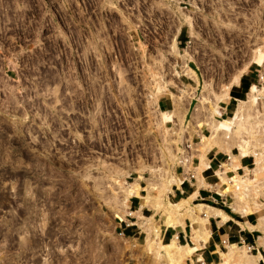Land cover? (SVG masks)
Instances as JSON below:
<instances>
[{
    "label": "rangeland",
    "instance_id": "374dc122",
    "mask_svg": "<svg viewBox=\"0 0 264 264\" xmlns=\"http://www.w3.org/2000/svg\"><path fill=\"white\" fill-rule=\"evenodd\" d=\"M211 1H217V6L209 4L208 9L213 14L218 12V15L207 19L210 27L207 26L205 31L198 35L199 39L194 42L197 50H194L190 43L183 51L180 50L183 55H177L173 53L176 40L173 38L170 42V53L174 57L175 65L178 66L180 60L183 74L192 78L196 83L186 78L181 83L176 79L174 81L165 79L163 65L155 70V73L153 72L154 77H159V79L153 83V99L147 100L148 104L150 105L157 99L155 93L158 83L164 85L177 98L176 103L172 100L173 105L162 99V109H156L153 114L148 112V117L152 120L150 124H156V128H152L155 129L154 136L150 138L153 137L160 145L162 164L159 166L152 164V160H155L156 148L149 147L141 152L142 149L137 148L138 145H132L128 140L130 136L123 134L124 132L109 131L104 128L97 131V137L100 140H107L106 142L112 141V144L116 145L111 150L114 155L119 154L120 148L125 144L123 148L128 153H124L132 158L133 163L130 159H124L123 165L114 164L106 160L104 154L96 156L98 154L95 153L91 157L87 144H81L80 150H76L72 139L77 130L74 131L71 128L69 132L64 130L63 135L66 137L64 142L66 143L61 144L53 129V131L45 129V122L42 119H46V116H41V112L49 111L53 118H56L58 112V99H54L58 84L53 87L50 84L44 85L40 76L45 68L43 67L45 65L43 61L45 45L49 44L48 48H53L51 52L55 54L59 53L61 47L62 51H65L64 75L71 77L74 74L86 79V68L81 66L83 73H79L75 61L70 60L73 57L71 55L76 52L75 38L83 39L92 33L94 28L98 29L103 26L111 32L109 34L110 44L118 47L120 52H127L130 55V41L126 40L127 36L123 33V19L119 14L124 10L136 11L135 0L0 1V28L3 30V43L0 41L2 56L0 57V264H12V262L13 264H28V262L34 264V251L30 259L20 250L13 254L7 241L10 240L14 229L20 235L19 245L24 246L26 242H29L26 236L34 234L33 229L35 231L37 228L44 230L49 224L47 221L49 218L53 221L59 218L55 215L51 216L49 211V209L56 208L55 203L58 198L55 197V193L58 191V181H63L61 186L64 198L63 247L61 250L55 248V239L53 242L44 243L46 249L42 246L37 250L43 255L42 264L47 261L45 260L47 256L56 253L58 257H61L59 259H63V264H192V259H195L194 253L200 247L190 253L189 246L199 245L198 238L203 228L202 219H193L190 215L192 213L189 215L187 213L182 219H180L181 216L179 218L178 215L174 216V219L178 218L176 222L178 221L177 223L181 226H184L186 219L188 234L192 233L193 228L191 239L194 242L186 244L188 242L181 238L182 245L188 246L183 247V255L174 261L168 255L159 253L162 248L157 239L151 235L153 226L160 224V227L164 228L161 224L163 211L156 210V206L162 200L172 203L178 200V196L169 198L163 186L168 180L180 177L174 170L177 163L192 168L191 160L196 158L194 165L198 164L194 167V173L201 172L203 169L201 156L214 146L213 140L219 133L215 131V125L223 119L234 116L239 100L248 101L253 85L260 87L264 85V78L262 79L264 77V0ZM150 22L151 19H149ZM148 26L150 28L151 25ZM151 38L154 39L150 34L149 39ZM161 39L167 41L166 45L169 44V36H163ZM131 58L134 59L133 56H129V59ZM53 63L56 64V61ZM191 63L199 71L191 66ZM249 64H251L252 71L249 73V79L242 83L243 92L240 94L242 97L238 100H231L226 111H221L223 110L221 106L226 104L225 99L229 97L230 87L238 82ZM104 68L100 67L102 71ZM106 72L108 73L107 69ZM116 72L122 75L123 69L117 67ZM175 72L176 76L180 75L177 68ZM259 74L262 75L261 78ZM169 84L176 86L178 91L171 90ZM79 85L81 86L80 93L86 96L87 92L84 90L82 81L78 82L77 86ZM52 95L54 98L51 99ZM63 107L72 109V105ZM172 109H176L175 122L171 125H164L161 122V111ZM248 110H251V116L245 115L246 124L243 122L239 123L241 126L238 124L239 127L238 125L233 127V136L236 140H239L237 138H241L242 135L249 140L253 139L251 149L261 157L259 159H261L263 170L256 174L255 167L258 166L255 155L254 153L247 155L248 168H250L248 177L254 180L252 189L259 187L258 189L261 188L262 191L259 193L253 190L251 196L254 197L259 193L260 195H256V198L262 206L256 210L250 202L242 204L248 213L253 212L255 222H258V218L264 216L263 92L258 98L257 105ZM67 115L68 119L73 116L72 113ZM256 115L257 118H255ZM259 118L261 122H258ZM223 134L220 133L221 136H219L224 140L228 139ZM257 139L259 141H256ZM44 141L46 144H43ZM94 147L100 148L98 142L94 144ZM114 149L118 150L114 151ZM183 151L187 158L186 161L181 157ZM233 151L237 153L236 147ZM28 156H33L38 166L42 164L46 168L31 171L27 167L26 158ZM229 157L225 154L222 160L227 161ZM95 159L96 162L90 163ZM100 162L104 169L98 168H102L101 165L99 166ZM214 167L217 168V173L220 169L219 163ZM83 170L86 171L83 172ZM131 170L136 171L137 175L134 173L133 179L126 180L125 177L130 174ZM237 170L241 175L246 174L244 168ZM227 173L232 178L229 181V188L233 194L225 193L223 199L226 200V204L221 203L220 207L232 212L231 203L234 202V194L237 191L236 178L235 173L231 171ZM44 174L48 177L44 178L42 176ZM58 177L63 179H58ZM139 177L147 178L142 182L144 187L148 185L147 187L154 189L146 201L141 202L143 207L147 205L152 207L145 210V216L142 213L141 217L136 216L135 211L129 209V197L122 194L123 188L134 183L137 178L139 182ZM213 181L220 182V179L213 177ZM184 195L186 193L181 196ZM69 204L72 205L68 208ZM46 205L49 209L45 208ZM13 209H21L17 218H24L17 229L11 225ZM137 209L139 206L136 209L132 208V210ZM23 213H27V216L24 217ZM126 213L135 215L139 222L142 220L140 225L142 228L144 226L140 229L133 225L135 233L131 236H128L126 231L125 235L120 234ZM74 219L77 221V226H70L72 224L70 221ZM133 220L136 219L133 218ZM260 234L264 235V233ZM187 238L189 240V237ZM239 246L248 249L241 243ZM217 248L228 251L226 244ZM260 250L264 254V250L261 248ZM252 252L257 253L255 249ZM219 261L220 255L217 258V262ZM227 264L240 263L237 260H231Z\"/></svg>",
    "mask_w": 264,
    "mask_h": 264
},
{
    "label": "built area",
    "instance_id": "2783aa9c",
    "mask_svg": "<svg viewBox=\"0 0 264 264\" xmlns=\"http://www.w3.org/2000/svg\"><path fill=\"white\" fill-rule=\"evenodd\" d=\"M217 3V1L211 0H135L136 11L124 10L119 14L123 19V33L127 36L126 40L130 41V55L127 52H120L118 47L110 44L109 34L111 32L103 26L98 29L94 28L93 32L83 39L75 38L76 52L71 55L73 57L70 60L75 61V66H84L87 70L85 76L87 85L83 84L87 95L80 93L79 101L76 100V105H74L73 116L69 119L67 117L69 113H62L60 116L57 112V117L53 118L49 111L41 112V116H46V119H42L45 122V129H53L61 144L66 143L64 142L66 138L63 135L64 130L68 132L70 128L74 131L77 130L75 131L77 135L74 134L72 139L76 150H80L81 144H87L91 157L95 153L98 154L96 156L104 154L106 160L120 165H123L124 159L132 161V158L125 154L128 153L123 148L125 144L121 145L123 147L120 148L119 154L114 155L111 150L116 145L112 144V141L100 140L97 137V131L104 128L109 131L124 132L123 134L130 136L128 140L132 145H138L137 148L142 149L141 152L149 147L156 148V156L155 160H152V164L161 165L160 145L153 137L150 138V136H154L155 129L152 128H156V124H150L152 120L149 119L148 112L153 114L156 109H159L162 99L167 100L170 105H173V101L169 94L162 92L156 94L155 102L148 104L147 100L153 99V83L159 79L153 74L163 65L165 79L169 81L176 79L181 83L186 78L188 81L196 83L192 78L183 74L180 62L177 64L178 66L175 65L174 57L170 53V42L174 38L176 46L181 51L190 43L193 45V49L197 50L194 42L199 39L198 35L203 33L207 26L210 27L207 19L218 15V12L213 14L208 9V5L217 6ZM149 19H151L150 23ZM1 31L3 30L0 28V41L3 43ZM150 34L154 39H149ZM163 36L170 37L168 45H166L167 41L161 39ZM129 56H133L134 59H129ZM0 57L2 58L1 54ZM101 66L105 67L103 71L100 69ZM117 67L123 69L122 75H118L116 72ZM174 67L178 69L179 76H176ZM65 76L70 78L69 75ZM74 76L76 81L81 82L82 76ZM259 76L261 78L262 75L259 74ZM169 88L175 92L178 91L173 84H169ZM168 125L171 123L168 122ZM97 142L100 148L94 147ZM43 144H46V141ZM189 149H191L190 146ZM96 159L90 163L96 162ZM101 167L98 168L104 169L102 165ZM85 171L83 170V172ZM134 173L137 175L136 171L131 170L125 179H133ZM143 181L140 180V183ZM140 192H145V190L141 189ZM223 203L226 204V200H223ZM126 225L128 224L126 223ZM120 234L124 235L123 229ZM225 241V239L222 240L224 243ZM241 244H243V240ZM245 245L250 251L257 250L253 244L246 243Z\"/></svg>",
    "mask_w": 264,
    "mask_h": 264
},
{
    "label": "bare ground",
    "instance_id": "6f19581e",
    "mask_svg": "<svg viewBox=\"0 0 264 264\" xmlns=\"http://www.w3.org/2000/svg\"><path fill=\"white\" fill-rule=\"evenodd\" d=\"M173 53H175L177 55H183V53L176 46V43L174 44ZM160 77L163 78L162 75H160ZM263 78L264 77H262V79ZM162 92L169 94L172 97V100H174L175 103L177 102L176 96L174 94H172L170 91H168L164 87V85H161L158 83L156 86V93L155 94H159ZM262 92L264 93V85L262 87L257 86V85H253L251 87L249 95H248V98H249L248 101L239 100V105H238L237 111L235 112L234 116L227 118V119H223L215 125V127H216L215 131H218L219 133H218V136L214 138L213 142L215 144L211 148L215 151H223V152L227 153L228 156H230L229 157L230 159L222 162L220 164V169L217 170V175L220 179V182L218 184H216L215 189H217L218 191H220L224 194L228 193V192L232 193L230 191V188H229V181L232 178L229 177L227 172L231 171V172L235 173L234 177L236 178L237 191L234 194L235 200H234V202L231 203V205H232V208L234 211H237L243 215L248 213V211L244 207H242V204L244 202L252 203L256 210L260 209L262 204L258 202L256 195H258L262 191L260 190L261 188L258 189L259 187L252 189L254 186V182H253L254 180H252L248 177V171L250 170V168H248L246 166L242 167L245 169V173H246L245 175H241L237 172L238 171L237 169L241 167L240 158L242 156L252 155V153H254L256 165L258 166V167H255L256 174L260 173V171H262L263 168H261V161H260L261 159H259V158H261L260 154L258 156V154L257 153L255 154V152L252 151L253 149H251L253 147V146L251 147V145L253 143V141H252L253 139L249 140L247 137H244V135L240 134V136L242 135V137L241 138L238 137L237 139H239V140H236L233 136V127L238 125L239 123L242 124L243 122H245V120H244L245 115L248 117L251 116V114H250L251 110H248V109L249 108L251 109V108H253L254 105H257L258 98L260 97ZM175 117H176V109L175 110L172 109L170 111H164V110L161 111V122L164 125H167L168 122L174 123ZM255 118H257V115ZM259 119H258V122H261V118H259ZM255 123L257 124V121ZM245 124H246V122H245ZM239 125H238V127H239ZM256 131H258V130H256ZM220 133H221V135L224 133L223 135H226V137H228V139H225V140L222 139L220 137L221 136ZM237 136H239V135H237ZM235 137H236V134H235ZM256 141H259V140L257 139ZM254 142H255V140H254ZM256 144L258 145V143H256ZM234 147H236L237 153H234V151H233ZM183 152L181 154V157H183L184 160L186 161L187 158H186V156H184L185 152H184V154H183ZM207 152H208V150L205 153H203L201 156L202 165H201V163H200V165L202 168H204L205 166H208L209 161H208ZM195 176L197 178V184H198L197 186L198 187L208 185V184H205V181H204V178H203L201 172H198ZM180 182L181 181L178 178H172V179L168 180L166 182V184L163 186V190H164L165 194L172 192L173 191V189H172L173 184L179 185ZM225 186H227L226 189H223V187H225ZM139 189L140 188H139L138 178H137V180L134 183L123 188L122 194L124 196H127L130 198L131 195H135V194L138 195ZM146 190H147L146 191L147 194L141 196L143 201H146L147 197L152 194V191L154 189H152V187H146ZM253 190L255 192H259L256 195H254V197L251 196L252 192H254ZM195 193L197 194V192H195ZM193 194H192V196L178 200L175 203L166 202V200H162L159 203V205L156 206V210H162L163 211V215H162L163 216V222L161 224H163L165 226H170V227L181 226L179 223H177L178 221L176 222V219H178L179 216H181L180 219H182V217H184L187 213H188V215H189V213H192L190 215H192V218L195 220H197V219L203 220V228L201 229L200 237L198 238L199 245L195 244L194 246H189L190 253H193L194 251H196L200 247L201 241L205 242L207 240V237H208L209 232H210L209 228L207 226V223L209 222V215L211 214L210 209H212L210 207H205L202 204H199V205L194 204L193 200L195 199L196 194H194V195ZM143 208H144L143 204H141V207L137 211H135L136 216L141 217L140 215L142 214ZM176 215H178L177 216L178 218L176 217V219H174V216H176ZM224 217L227 218L228 216L224 214ZM180 221H182V220H180ZM250 227L255 228V229H259L261 231V233H264V216H260L258 218V222L254 226H250ZM143 228H144V226H143ZM151 235H152V237H154V239H157L158 244L162 248V251H160L159 253L160 254L163 253V254L168 255L173 261L176 260V258H180L181 255H183V253H182L183 247L187 248V246H188V245L186 246V245L180 244L177 240V235L174 236L175 238L170 243L162 242L161 237H160V224L153 226V228L151 229ZM258 238H259L258 239L259 246H262L264 249V235H261ZM243 245H245V244H243ZM246 247H247V245H246ZM227 248H228V251H224L223 249L218 250L220 252L221 261L217 264H227L231 260H237V261H239L240 264H258L260 258L262 257L261 251L256 250L257 253H251L252 251H250L249 249H245L244 246H239L237 244H228Z\"/></svg>",
    "mask_w": 264,
    "mask_h": 264
},
{
    "label": "crops",
    "instance_id": "0c3cea01",
    "mask_svg": "<svg viewBox=\"0 0 264 264\" xmlns=\"http://www.w3.org/2000/svg\"><path fill=\"white\" fill-rule=\"evenodd\" d=\"M180 62V60H179ZM251 64L248 65L247 70L240 76L238 82H235L234 84H232V86L229 89V97L226 98L225 100H227L226 104L224 106H221V108L224 112V110L226 111L228 103L231 100H238L240 99L239 97L233 96L231 94V90L234 91V94L236 95H240L243 90H242V79L244 80H248L249 79V73L252 71V69L250 68ZM161 101L160 100V108L161 107ZM212 150V149H211ZM209 150L207 152V156H208V166H205L202 171L201 174L204 178L205 184H208L207 186H200L198 187L197 185V178H196V173H194V167L198 164L194 165L195 159L196 158H192V163L191 166L192 168H189V166L185 167L184 164L182 163H177L175 165V172L180 176L177 177L178 179H180V184L176 185L173 184L172 192L168 193L169 198L170 197H176L178 196V200L184 199V198H188L190 196H192V194H196L195 192H197L195 199L193 200L194 204H202L205 207H210L212 209H210L211 214L209 215V222L207 223V226L209 228V235L207 237V240L204 242H201V246L200 248L194 253L195 254V259H192V264H217L221 261V257H220V261L217 262V258H219L220 252L218 251V246H225L228 244H238L240 245L241 241L243 240V244L246 243H250L253 244L254 246H256L258 251H261L260 248L262 250L263 247L259 246L258 244V237L261 236V231L259 229H255V228H251L250 226H254L257 222H255V217L253 216V212H249L247 214H241L237 211L232 210V212L225 210L222 206L221 203H223V195L224 193L218 191L217 189H215L216 184H218L219 182L217 181H213V177L216 178L218 175L216 173V169L214 167L215 164L219 166L222 162H224V160H222V158L224 157V155L227 153L223 152V151H211ZM198 159V158H197ZM222 160V161H221ZM199 162V160H198ZM240 164L242 168L243 166H247L248 167V158L247 156H242L240 158ZM238 168V169H240ZM217 175V176H216ZM212 177V178H210ZM219 179V177H218ZM140 180H147V178H140L139 177V191H138V195H131V197L129 198V209L131 211H137V210H132V208H137L139 206V208L141 207V196L142 195H146L147 194V190L146 187L148 186H143L142 183H140ZM212 186V187H211ZM214 186V187H213ZM198 188V189H197ZM143 189L145 190L144 192H140V190ZM197 190V191H196ZM144 193V194H143ZM183 193H186V195H183ZM193 194V195H194ZM140 195V196H139ZM177 200V201H178ZM195 200H201V201H195ZM171 201V200H170ZM195 201V202H194ZM219 204V205H218ZM152 207H149L148 205L146 207H144L142 209V213L145 216L144 212L147 209H150ZM224 214L227 215L228 217L225 218ZM203 216V215H202ZM136 219L135 221L133 220ZM142 221V220H141ZM140 221V222H141ZM140 222L138 220V218L131 214V213H126L125 218H123V223L124 226L122 227V229L124 230V235H125V231L127 232L128 236H131L132 234L135 233V231L133 232V225H136L138 227H140V229H143L140 225ZM126 223L128 225H126ZM163 225V224H162ZM188 224L187 221L185 219V224L184 226H177V227H170V226H165L164 228L160 227V237L162 242L165 241L164 243H170L175 237V235H177V240L180 244H182L180 242V239H185L186 244H193L194 242H192V233H193V228H192V233L188 234ZM182 227V228H181ZM193 227V226H192ZM143 231V230H142ZM189 237V240L188 238ZM135 238V237H133ZM225 239V243L222 242V240ZM169 241V242H166ZM185 245V244H184ZM225 251V250H224ZM262 252V251H261ZM253 253V252H251ZM192 258V257H191ZM258 264H264V254L262 253V257L260 258Z\"/></svg>",
    "mask_w": 264,
    "mask_h": 264
},
{
    "label": "flooded vegetation",
    "instance_id": "af4514ba",
    "mask_svg": "<svg viewBox=\"0 0 264 264\" xmlns=\"http://www.w3.org/2000/svg\"><path fill=\"white\" fill-rule=\"evenodd\" d=\"M1 1V0H0ZM2 7V6H1ZM9 29H11V27H8ZM3 32V31H1ZM11 35V33H10ZM51 45V44H50ZM45 49H43V54L45 59L43 60L45 63V65H43V67H45L42 70L41 73V81L44 83V85L50 84L51 87H53L55 84H58V90L56 93V97L54 98L53 95L50 96V98H54V99H58L57 101V105H58V114L61 116L62 113H72L74 111V105H76V100L79 101L80 98V85L77 86L79 80L76 81L75 76L72 75L70 78L66 77L63 74V67H65L66 64H64L63 62V58L65 56V51L63 52V48H60L59 53H54L51 52L53 50V48H48V45H45ZM63 56V57H62ZM56 58V59H55ZM53 61H56V64L53 63ZM66 63V62H65ZM78 71L79 73H83V69H80L81 66H78ZM82 70V71H81ZM66 71V70H65ZM82 84L86 83V79H81ZM54 82V83H53ZM48 99V98H47ZM70 105H72V109H65L63 106L65 107H69ZM28 164L27 167L31 169L38 170L42 169V168H46V166L44 165H37V162L33 159V156H28L26 158ZM45 172V171H42ZM40 173V172H39ZM44 178L48 177V175H42ZM58 179H63L62 177H58ZM57 188L58 191L57 193H55V197L58 198L55 205L56 208L53 210L49 209L48 205H46V209L48 208L51 216L55 215V217H59L57 219H55L54 221L49 218V220H47L49 222V224H47V226L45 227L44 230H41L39 228L33 229L34 234L32 235H27L26 238L29 240V242H26L24 244V246H20L19 245V236L16 231L13 229V234L10 238L9 241V248L11 249V251L13 252V254L15 252H17L18 250L22 251V253L28 258L30 259L32 252L34 251V264H42L43 261V255H41V252H37V250L40 249V247H42L43 249H46V243L48 242H53V240L55 239V248H59V250L62 249L63 247V241H64V236H65V230L63 227V209H64V198H63V191H61V186L63 184V181H58ZM68 192V191H67ZM47 199V197H46ZM60 201V202H59ZM72 204L68 205V208L71 206ZM20 210V211H18ZM13 209L14 213H13V219H11V225L12 227H14L15 229H17L20 225L21 222L23 221V219L21 218H17L21 213V209ZM26 209H24L25 211ZM55 214H53L54 212ZM26 212V211H25ZM23 216L26 217L27 213H23ZM36 220V219H35ZM72 222V224H70V226H77V221L72 220L70 221ZM68 231V230H67ZM71 233H74L71 231ZM45 243V244H44ZM60 252V251H59ZM58 253H56L55 255L50 254L49 256H47L45 259L47 261H45L44 264H63V259H59L61 257L57 256ZM49 259V262H48ZM13 263V262H12ZM28 264H31L30 262H28Z\"/></svg>",
    "mask_w": 264,
    "mask_h": 264
},
{
    "label": "trees",
    "instance_id": "16d2710c",
    "mask_svg": "<svg viewBox=\"0 0 264 264\" xmlns=\"http://www.w3.org/2000/svg\"><path fill=\"white\" fill-rule=\"evenodd\" d=\"M244 82V79H242V83ZM231 94L233 95V96H236V97H242L241 95H236V94H234V92H233V90H231ZM225 210H227V211H229L227 208H224Z\"/></svg>",
    "mask_w": 264,
    "mask_h": 264
},
{
    "label": "water",
    "instance_id": "95a60500",
    "mask_svg": "<svg viewBox=\"0 0 264 264\" xmlns=\"http://www.w3.org/2000/svg\"><path fill=\"white\" fill-rule=\"evenodd\" d=\"M191 66L195 67V68L198 70V68H197L196 66H194V64H193V63H191ZM198 71H199V70H198Z\"/></svg>",
    "mask_w": 264,
    "mask_h": 264
}]
</instances>
